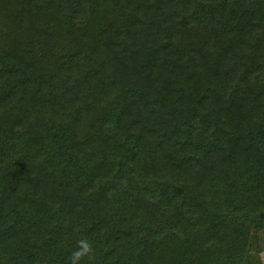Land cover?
I'll list each match as a JSON object with an SVG mask.
<instances>
[{
  "label": "trees",
  "instance_id": "1",
  "mask_svg": "<svg viewBox=\"0 0 264 264\" xmlns=\"http://www.w3.org/2000/svg\"><path fill=\"white\" fill-rule=\"evenodd\" d=\"M264 244V0H0V264H244Z\"/></svg>",
  "mask_w": 264,
  "mask_h": 264
},
{
  "label": "clouds",
  "instance_id": "2",
  "mask_svg": "<svg viewBox=\"0 0 264 264\" xmlns=\"http://www.w3.org/2000/svg\"><path fill=\"white\" fill-rule=\"evenodd\" d=\"M94 254L93 245L86 239H81L77 242V247L72 251L69 258V264H81L84 257L92 258Z\"/></svg>",
  "mask_w": 264,
  "mask_h": 264
},
{
  "label": "rangeland",
  "instance_id": "3",
  "mask_svg": "<svg viewBox=\"0 0 264 264\" xmlns=\"http://www.w3.org/2000/svg\"><path fill=\"white\" fill-rule=\"evenodd\" d=\"M244 264H264V244L258 250L254 234L251 233L249 247L245 256Z\"/></svg>",
  "mask_w": 264,
  "mask_h": 264
}]
</instances>
